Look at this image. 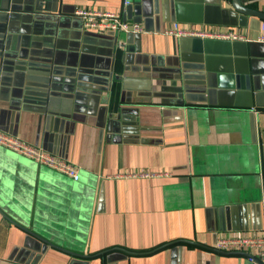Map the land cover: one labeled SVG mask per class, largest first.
<instances>
[{"label":"crops","instance_id":"crops-1","mask_svg":"<svg viewBox=\"0 0 264 264\" xmlns=\"http://www.w3.org/2000/svg\"><path fill=\"white\" fill-rule=\"evenodd\" d=\"M127 1L0 0V130L79 175L0 147V171L19 168L0 264H170L172 248L177 264H251L254 252L212 247L264 236V20L229 0ZM128 7L139 34L86 31L75 15ZM174 24L243 39L163 33ZM244 86L250 107L227 97ZM139 172L156 176H124Z\"/></svg>","mask_w":264,"mask_h":264},{"label":"built area","instance_id":"built-area-1","mask_svg":"<svg viewBox=\"0 0 264 264\" xmlns=\"http://www.w3.org/2000/svg\"><path fill=\"white\" fill-rule=\"evenodd\" d=\"M128 1L123 0V9L128 6ZM125 12V11H124ZM75 15L81 19L83 29L86 31H93L97 33H133L139 34L142 32L140 25L128 22L122 19V16L114 13H106L93 11L88 9H80L75 12ZM263 29V27H262ZM166 35L183 38H201V39H222L237 41L243 38L240 35L233 33H217L207 30L199 31H185L174 24L172 27H168L163 32ZM260 40H263L262 38ZM256 116H259L260 112H255ZM0 147L9 150L19 156L25 157L36 164L62 174L73 181H78V169L69 162L61 159L55 155H52L42 148L27 144L18 137L9 135L0 130ZM126 177H153L156 174H148L145 172L133 173L124 175ZM218 252L223 253H252V257H249L251 264H262L264 261V236H221L217 238L213 247Z\"/></svg>","mask_w":264,"mask_h":264},{"label":"water","instance_id":"water-1","mask_svg":"<svg viewBox=\"0 0 264 264\" xmlns=\"http://www.w3.org/2000/svg\"><path fill=\"white\" fill-rule=\"evenodd\" d=\"M209 1L213 2V3H218L219 2V0H209ZM229 1L231 2L233 8L237 12H240L241 14H244L246 16L257 17L260 20H264V14H261L259 12H255V11L250 10V9L246 8L245 6L241 5V3H243L242 0H229ZM122 19L123 20L131 19V14H130V11H129V7L127 8L126 12L123 13ZM243 88H245V91H241V92H230V91H228L227 97L230 98L231 96L234 95V96L238 97L241 100V106L250 107L251 104L249 102V94L247 92V91H250V88L248 86L247 87L244 86ZM18 169L19 168L17 167V165L11 162V163H7L6 166L3 167L2 170L0 171V186H2V188L0 190V203L2 205L5 204L6 207L10 206V204H9L10 201L8 200L9 187L7 185V182L12 179L11 175L13 173H16V171ZM36 231H39V233L42 234V235L45 232V231L40 230V229H38ZM45 233H46L47 237L48 236H52L53 235V230L48 228V231L45 232ZM34 235H36V234H34ZM42 235H40V236L43 237ZM214 251H216V250H214ZM219 253L227 254V253H223V252H219ZM230 254H233V253H230ZM176 258H177V248H172L171 249L172 262L170 264H177Z\"/></svg>","mask_w":264,"mask_h":264},{"label":"trees","instance_id":"trees-1","mask_svg":"<svg viewBox=\"0 0 264 264\" xmlns=\"http://www.w3.org/2000/svg\"><path fill=\"white\" fill-rule=\"evenodd\" d=\"M148 253H150V252H148Z\"/></svg>","mask_w":264,"mask_h":264},{"label":"rangeland","instance_id":"rangeland-1","mask_svg":"<svg viewBox=\"0 0 264 264\" xmlns=\"http://www.w3.org/2000/svg\"><path fill=\"white\" fill-rule=\"evenodd\" d=\"M56 191V190H55Z\"/></svg>","mask_w":264,"mask_h":264}]
</instances>
